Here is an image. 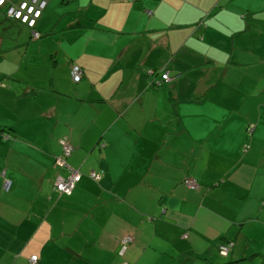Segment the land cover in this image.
I'll return each instance as SVG.
<instances>
[{
  "label": "crops",
  "instance_id": "obj_1",
  "mask_svg": "<svg viewBox=\"0 0 264 264\" xmlns=\"http://www.w3.org/2000/svg\"><path fill=\"white\" fill-rule=\"evenodd\" d=\"M8 29L22 52L0 67V264L264 250V0H49L37 41ZM61 141L69 196L53 189Z\"/></svg>",
  "mask_w": 264,
  "mask_h": 264
},
{
  "label": "built area",
  "instance_id": "obj_2",
  "mask_svg": "<svg viewBox=\"0 0 264 264\" xmlns=\"http://www.w3.org/2000/svg\"><path fill=\"white\" fill-rule=\"evenodd\" d=\"M49 0H0V19L7 18L11 19L30 31L31 38L37 40L40 38L41 34L35 29V26L40 19L43 11L45 10ZM133 1V0H130ZM150 74H154V71H148ZM71 77L75 82L81 79V70L77 65H73L71 68ZM169 79L168 73L166 71L160 73V79L157 83L162 81H167ZM251 130V129H249ZM103 145V144H102ZM62 154L56 157L54 165L60 171L68 169L65 174H58L53 181V189L62 195L69 196L75 187L77 180L80 178V173L78 170L69 169L67 164V157L70 155L73 147L65 142L61 141ZM4 175V174H3ZM91 178L98 179L99 174L96 172L90 173ZM183 185L188 188H197L198 183L196 179L192 176H187L183 181ZM11 186V181L4 178L3 190L8 191ZM131 241L130 236H125L120 241V248L123 249L126 244ZM233 246L232 242L222 243L218 246V252L221 255L226 256ZM30 264H37L38 256L32 255L29 258Z\"/></svg>",
  "mask_w": 264,
  "mask_h": 264
},
{
  "label": "rangeland",
  "instance_id": "obj_3",
  "mask_svg": "<svg viewBox=\"0 0 264 264\" xmlns=\"http://www.w3.org/2000/svg\"><path fill=\"white\" fill-rule=\"evenodd\" d=\"M3 19V18H1ZM10 25H15L13 22L9 23ZM20 25V24H19ZM1 31V30H0ZM17 36V32H12L8 29L7 32H0V38L3 39V47L0 49V67H2L1 60H3V65H6V68H15V58L21 53L22 51L18 52L15 49V45L11 44L12 41H15ZM37 41V40H36ZM75 82V81H74ZM213 256L211 259V263L204 262L205 259H195L191 261V258L184 257L183 262L185 264H264V250L261 249L260 251H249L247 254L241 255L239 257L231 258V256H224L219 255ZM217 260V261H213ZM181 263V264H182Z\"/></svg>",
  "mask_w": 264,
  "mask_h": 264
},
{
  "label": "trees",
  "instance_id": "obj_4",
  "mask_svg": "<svg viewBox=\"0 0 264 264\" xmlns=\"http://www.w3.org/2000/svg\"><path fill=\"white\" fill-rule=\"evenodd\" d=\"M162 72H164V71H161V72H159L158 73V76H159V79H160V73H162ZM167 72V71H166ZM156 73V71H154V74ZM168 73V72H167ZM150 75H152V74H150ZM169 76V75H168ZM159 79H157V80H159ZM157 80H154L151 84H153V85H155V86H159V85H161V83H163V82H165V81H162L160 84L159 83H157Z\"/></svg>",
  "mask_w": 264,
  "mask_h": 264
}]
</instances>
